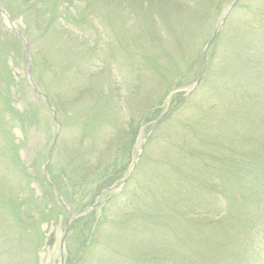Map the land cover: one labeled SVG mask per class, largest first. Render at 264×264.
I'll return each mask as SVG.
<instances>
[{"label":"trees","instance_id":"16d2710c","mask_svg":"<svg viewBox=\"0 0 264 264\" xmlns=\"http://www.w3.org/2000/svg\"><path fill=\"white\" fill-rule=\"evenodd\" d=\"M80 1L84 0H26L23 7L18 0H6V5L13 17L35 8L45 26L39 41L45 43L49 39L56 41L60 36L51 35L63 29L59 16H66L68 22L79 29L98 30V23L91 15L99 10L102 0H85L91 6L96 4L93 12L89 5L79 9ZM191 1L202 5L194 8ZM187 2L186 11L181 10L178 0H118L116 4L138 5L135 13L148 28L150 23L158 30L157 18L164 17L176 30L183 24L182 15L201 21V9L207 11V5H211V0ZM223 4L221 1L220 5ZM216 10L221 11L220 7ZM2 31L0 129L5 134L13 123L23 129L37 124L39 113L31 104L21 111L14 107L15 94L11 89L18 86L22 92L24 84L12 75L8 56L21 49V39L6 29ZM26 32L31 40L27 26ZM160 33H154L145 45L137 44V52L133 48L123 51L130 55L128 66L131 68L141 57L140 65L144 64L146 73V77L136 79L137 85L130 93L124 84L111 81L109 72L108 81L104 78L105 71L99 73L103 82L95 92L103 96L101 102L97 97H90L88 88L82 90L85 81L82 66L71 71L73 62L67 61L69 48L59 44L62 52L53 67L62 65L59 76L64 91L60 102L51 103L57 112L63 113L59 153H65L66 158L63 163L52 158L47 166L50 181L47 182L45 175L37 171V160L31 165L32 172L27 171L13 135H9L11 140L3 136L4 142L0 143V264H5V258L18 263L29 258L27 264H39L38 251L44 245L38 232L42 222L54 220L57 223L61 215L67 217L66 208L55 191L72 212L85 211L103 189L125 176L137 153V137L144 130L147 139L133 173L117 193L106 194L112 196L108 206L103 207L107 208V214L97 218L92 209L71 222L67 263L110 264L112 254L118 252L122 256L120 264H252L250 262L259 256L260 234L264 230V84L251 88L249 75L260 68L264 58L260 55L261 59L242 60L237 72H229L227 87L218 90L219 70L224 62L221 59L214 62V51H211L201 82L185 97L181 90L199 76L203 57L197 54L194 59L181 58L179 64L174 62L178 45H187L192 35ZM67 36L81 40L79 53L95 54L89 55L95 59L94 66L99 61L104 63L96 54L97 44H90L92 35ZM113 51L119 50L112 48ZM165 55H169L171 63ZM163 60L168 63L164 61L165 67L156 70ZM90 77L97 78L98 74ZM173 78L176 81L168 88L167 82ZM140 88L145 92L142 112L134 119L127 115V110L131 109L137 116ZM159 88L161 93L156 92ZM167 90L178 92L171 95L166 105L169 110L162 115L165 100L162 98L169 93ZM123 92L126 95H122ZM84 93L89 98L86 101ZM250 100L258 104L249 106ZM8 115L12 117L7 118ZM103 126L117 133L107 129L102 134ZM152 145L155 148L151 155ZM142 163L151 164L152 169L140 182L138 171ZM127 220L132 226L127 237L128 247H125L126 236L121 237L123 243L118 250L112 225ZM254 233L258 237L255 238ZM255 239L261 244L259 249L253 245L257 242Z\"/></svg>","mask_w":264,"mask_h":264},{"label":"rangeland","instance_id":"374dc122","mask_svg":"<svg viewBox=\"0 0 264 264\" xmlns=\"http://www.w3.org/2000/svg\"><path fill=\"white\" fill-rule=\"evenodd\" d=\"M117 1L118 0H102L99 4V10L95 14L91 15V17L98 23V30L91 29L90 27H88L89 29L86 30L81 28L79 29L69 23L68 19H66V16H59L58 21L59 23L63 24V29L62 31L57 30V32H55L54 34L51 33V35L60 36L55 38L56 41H51L52 39H49V42L45 43L39 41L42 40L39 39V36L43 35L45 26L44 22L36 14L35 8L30 11L23 12L22 16L20 15L18 17H15V25H18L23 30H26L27 26L29 29V33H31L32 35L31 40L27 37L29 41L28 58L31 67L32 77L37 86L49 96L50 100L52 99L51 102H60L59 98H61V94L64 91L63 86H60L61 78L59 76L62 65H58L56 68L53 67L54 63L60 58V56L58 55L62 52L61 45H66L69 48L67 49V61L71 60L73 62V68L71 69V71H75L78 65L82 66V74L84 75L85 80L83 82L82 90L84 88H88L89 91H91L89 94L90 97H97L101 102L104 101V99L102 98L103 96L101 94L99 96L98 93L95 92V88L98 89L100 87V82H103V80L100 79L101 77L99 78V73L105 71L104 78L106 77V81H108L107 73L109 72L111 75V81H118L124 84L123 87H125L126 90L128 89V93H130V91L134 89L137 85V82H135L137 78L141 79L143 77H146L144 64L140 65V63H142L141 57L137 58L136 65L131 68L130 65L128 66L130 55L124 54L127 52L123 53V51H127V49L133 48L137 52L139 50V44L145 45V41L148 38H151V36L153 37L154 33L159 34L162 30L160 35H192L187 45H178V50L174 57H179V60H176L174 58V62H178L179 64L181 58L194 59L197 54H201L202 56L205 44L212 36L216 25L220 21L222 11L233 0H211V5H207L209 10L206 11L205 8L201 9V13L203 14V20H198V22H196L197 19L184 18L186 15H182L183 24L178 25L176 30H174L171 24L167 23L168 20L164 17L157 18V27H159L158 30H154L150 23L148 28L145 21H143V19L135 13V11L139 9L138 5H133L129 3L117 5ZM178 1L181 10L186 11L187 7L189 6L187 0ZM221 1L224 2L223 5H220ZM1 2L2 4H5L6 0H2ZM13 2L14 5H17L15 1ZM25 2L26 0H18V4H22L23 7ZM78 5L79 9H82V5L91 6V3L84 0L80 1ZM191 5L196 8L202 4H194L193 1H191ZM95 6L96 4L93 3V6H91L92 12L93 10H95ZM219 7L221 11L217 13L216 9H218ZM63 9L64 8H62L61 10ZM179 19H182L181 15L179 16ZM37 23L39 26H37ZM2 27L4 28V26H0V35H3ZM149 29L150 31H148ZM217 32L218 34L213 39V42L207 49V56L208 53L214 51V62H216L218 59H221L224 62L219 70L220 77L216 86L218 90H223L227 87V82L230 80L229 72H237V68L242 60L247 59L249 57L257 59L264 58V0H239L237 6L234 7L228 14L224 25ZM67 35H92L90 44H97L98 50H96V54L101 58L104 63H101L99 61V63L94 66L93 62L95 61V59L90 58L89 55L93 56L95 54L91 53L88 55L86 51L79 53V51L82 49L80 45L81 40L72 39ZM116 35H119L120 37ZM136 40L140 42H137ZM113 45H115L116 47H114ZM112 48H116L119 51L111 52ZM158 51L159 49L156 48L155 52L158 53ZM260 55L261 58H259ZM163 56L157 57L163 59ZM165 57L167 58L166 60L171 63L169 55H165ZM113 59L115 60V62ZM166 60H163L161 64H157V67L155 69L157 70L158 68L159 70L161 67H165L166 64L164 65L163 62L165 61L166 63H168ZM206 63L207 59L205 60V65ZM8 64L15 80L24 84L21 86L22 92L19 91L18 86L13 87L11 89V93L15 94L13 98L14 107L21 111L24 110L29 104L36 106L38 108L39 118L37 124L31 126L27 125L24 129L13 123L11 124L10 129L7 127L5 134L3 129L1 128L0 143L4 142L3 136H6V138L11 140L10 136L12 134L13 141L15 142V144L19 145V158L24 162L27 171L32 172L31 165L34 164V162L37 160V171L40 175H43L44 167L46 164L45 158L48 156L50 145L54 138L56 124L52 118L50 109L44 103L42 98L36 95L29 86L26 77L27 64L23 56L22 41L21 49L19 51H13L8 56ZM93 73L98 74V77L91 78L90 76ZM80 78L82 79L83 76H80ZM249 80L251 83V88L264 84V62L262 63L260 68H257L255 70L253 75H249ZM175 81V78L171 80L169 79V81L167 82L168 88L171 87L172 83H174ZM88 83L92 84L87 85ZM85 85H87L88 87H85ZM139 86H141L140 83ZM176 91L177 90L171 92L167 90V93H169L162 98L165 99L162 101L164 102V110H161L162 115H164L167 110H169L166 105L168 104L171 95L175 94ZM156 92L161 93L162 89L159 88ZM125 93L126 92H123L122 95H126ZM144 93V90L140 88V99H137L136 102L137 109L139 111L137 113V116L135 115L134 111L131 112V109L127 110V115L133 116L134 119H138L139 115L142 112V96L144 95ZM84 98L85 101L86 99H89L86 98L85 93ZM0 104L3 105L1 101ZM247 104L249 106H256L258 104V101L250 100ZM122 107L126 112L127 106L124 101L122 102ZM57 114L60 119L63 118L62 112H57ZM11 117V115L7 116V118ZM154 127L155 126H153V129ZM107 129H109L111 133H117L113 128L104 126L100 129V132L103 134L107 131ZM61 130L63 131V126ZM144 135L145 130L142 131L141 134L139 133L137 137V153L143 146L145 140ZM59 137H61V134ZM60 148L61 139L59 141L58 138L53 151V157L56 158V162L63 163L66 157L65 153H59ZM154 148L155 146L152 145L149 149L151 155L152 150ZM57 152L59 153V155ZM134 160L135 157L133 158V161ZM151 169V164L142 163V169L138 171V177L140 178V182L142 178H146ZM45 179L47 182H50L48 172L46 173ZM106 194L102 196L98 195L95 202L93 203V205H95L93 207L96 212L95 217L97 218L103 214H107V208L103 207L108 206L107 203L112 197L104 204V201L107 197ZM58 197H61L59 193ZM59 200L61 204L65 206V202L63 203L60 198ZM86 212L88 213V209L86 210ZM74 213L77 212H72V214ZM85 213L76 218H73L71 222L74 219L83 216ZM225 215L226 213L223 214V216ZM67 219L68 216L65 217L64 215H61L57 223H55L54 220L51 222H42L40 230L38 232L43 238L44 245L40 248V251H38L39 264H61V240ZM131 227V223L128 220L123 221L122 223H116L115 225H112V228L115 232V236L113 239L118 250L121 249L123 243L121 237H123L124 239V237L126 236L125 247H128L127 237L131 232ZM155 233L158 234L159 231L156 230ZM253 236L256 238L258 237V234L254 233ZM51 237L53 238V240L51 244L47 245ZM68 241L69 240L67 234V238L65 240V249L68 246ZM260 242L262 245L260 244ZM260 242H258V240L257 242H253L254 246H257L259 249L261 245V248L259 251V256L257 255V257L250 262L252 264H264V230L260 234ZM30 257L32 263V252H30ZM64 260L65 264H68L66 260V253L64 254ZM121 260L122 256L120 252L114 253L111 256L110 264H120ZM4 263L27 264L30 263V259H21V261H19L18 263V261L9 260L5 258ZM77 264L81 263L78 262Z\"/></svg>","mask_w":264,"mask_h":264},{"label":"water","instance_id":"95a60500","mask_svg":"<svg viewBox=\"0 0 264 264\" xmlns=\"http://www.w3.org/2000/svg\"><path fill=\"white\" fill-rule=\"evenodd\" d=\"M239 0H234L228 7H226V9L223 11V17L221 19V21L218 23V25L216 26V29L213 33V35L211 36L210 40L206 43L205 47H204V50H203V66H202V70H201V74L200 76L197 78L196 81H194L190 86L186 87L185 89H182L181 91H184L185 92V95H188L190 92H192L198 85V83L200 82L203 74H204V71H205V60H206V54H207V49L208 47L210 46V44L213 42V39L216 37V34H217V31L221 28L223 22L225 21V18L227 16V14L229 13V11L238 3ZM0 12H2L1 10V7H0ZM4 15V13H3ZM16 28L13 27V30H15ZM18 36H20L22 39H23V56L25 58V61H26V64H27V73H26V77H27V81L30 85V87L32 88V90L37 93L45 102V104L50 108V111H51V114H52V117H53V120L54 122L56 123V130H55V135H54V139L52 141V144H51V147H50V151H49V159L51 158L52 156V150L54 148V145L56 143V140H57V137L59 135V132L61 130V123L57 117V114L55 112V109L51 106L50 102H49V99L47 97V95H45L38 87L37 85L35 84L34 80H33V77H32V73H31V67H30V63H29V58H28V47H29V44H28V41H27V38L25 37V35H23L21 32H18ZM141 151V149H140ZM139 151V152H140ZM137 159H138V154L131 166V168L129 169V172L125 175V177L120 181V183L118 184H115L107 189H104V191H111V190H117L122 184L125 183L126 179L128 178V176L131 174V172L133 171V169L135 168L136 166V163H137ZM103 191V192H104ZM95 205L91 206V208H93ZM66 209H67V214H68V219H67V222L65 224V227H64V230H63V235H62V240H61V264H65V260H64V254L66 252V249H65V239H66V235H67V232H68V229H69V224L71 222V220L73 218H76L80 215H82L83 213L82 212H78V213H75V214H71L70 212V208L68 206H66ZM53 238L51 237L47 243V245L51 244Z\"/></svg>","mask_w":264,"mask_h":264}]
</instances>
